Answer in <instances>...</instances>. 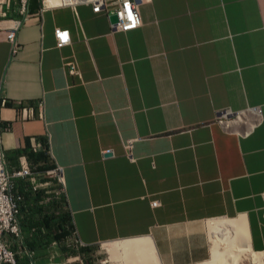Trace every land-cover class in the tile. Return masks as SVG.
Masks as SVG:
<instances>
[{
  "label": "crops",
  "instance_id": "1",
  "mask_svg": "<svg viewBox=\"0 0 264 264\" xmlns=\"http://www.w3.org/2000/svg\"><path fill=\"white\" fill-rule=\"evenodd\" d=\"M40 8L16 54L0 30L2 146L9 172L60 167L65 196L20 214L19 264H67L68 235L81 264H204L225 230L264 252V0H146L128 32L87 4Z\"/></svg>",
  "mask_w": 264,
  "mask_h": 264
},
{
  "label": "built area",
  "instance_id": "2",
  "mask_svg": "<svg viewBox=\"0 0 264 264\" xmlns=\"http://www.w3.org/2000/svg\"><path fill=\"white\" fill-rule=\"evenodd\" d=\"M144 1L146 0H40V11L47 7H74L77 4H87L91 7L92 12L103 13L108 19L113 15L116 16L117 22H110L111 32H128L141 26L139 6ZM29 3L30 0H0V30H4L6 39L11 44L12 55L16 54L18 50L17 33L30 16ZM54 36L58 47L70 42L69 32L66 30L56 29ZM66 66L70 75L78 74L74 64L67 63ZM7 104L8 100L1 96L0 92V110ZM247 112L259 117L261 111L255 107L247 109ZM235 114L225 110L221 112L218 122L224 124L226 117H232ZM3 131L4 127L0 120V264H18L17 254L12 250L11 241L17 240L21 236L19 216L25 195L18 191L17 180L26 181L31 192L43 190L44 201H50L51 195L56 198L65 196V191L62 170L58 166L45 171V175L51 179L49 182L41 181L23 156L19 158L20 167L9 172L2 146ZM124 147L127 156L130 157L131 143L128 142ZM107 153L110 152L107 150ZM53 181L59 186L57 191L49 190ZM153 205H156V202H153ZM74 235L75 233H73ZM75 243L79 245L77 240Z\"/></svg>",
  "mask_w": 264,
  "mask_h": 264
},
{
  "label": "bare ground",
  "instance_id": "3",
  "mask_svg": "<svg viewBox=\"0 0 264 264\" xmlns=\"http://www.w3.org/2000/svg\"><path fill=\"white\" fill-rule=\"evenodd\" d=\"M224 222H222V223H224ZM226 222L228 223V221H226ZM230 222L232 223V221H230ZM233 222L236 223V221H233ZM229 225L232 226V224L228 223V226ZM237 225L241 226V224H239V223ZM237 225H236V227H238ZM226 228H227V226H226ZM233 230H236V228ZM238 230L239 231H237V233L240 232V228ZM243 231L244 230H242L241 235L239 234L240 238L238 236H234L232 230L226 231L227 234H228V232H231V234H229V236H227V234L223 233V232L221 235L218 234L217 239H215L216 240L215 241L216 242V249L215 250L218 254L221 255V262H217L215 264H264V252H257V251L252 250V248L250 247V245L248 243V239H246L244 237L245 236L244 232L246 233V231H244V232ZM214 235H215L214 238H216V234H214Z\"/></svg>",
  "mask_w": 264,
  "mask_h": 264
},
{
  "label": "trees",
  "instance_id": "4",
  "mask_svg": "<svg viewBox=\"0 0 264 264\" xmlns=\"http://www.w3.org/2000/svg\"><path fill=\"white\" fill-rule=\"evenodd\" d=\"M53 168V166H47V168L45 170H49ZM18 191H22L21 188H18ZM43 191H38V192H24L25 195V200H24V205H22L21 210H20V214L22 215V213H25L24 216V221H25V225L28 226H32L35 224H38V220L34 219V215L33 213H41V211L43 212V206L39 205V202L42 198V195L44 194ZM62 199V198H61ZM62 202V200H61ZM59 202V204L61 203ZM55 205V203L53 204ZM57 205V204H56ZM44 219V218H43ZM49 220L51 221V224H55L58 225V227L62 228V233L59 235L58 238L64 237L65 235H67V230L65 229L64 226L67 225V227H70V221H69V216L66 213L60 214L59 216H56L54 218H49ZM44 221H46L44 219ZM19 264V262H18Z\"/></svg>",
  "mask_w": 264,
  "mask_h": 264
},
{
  "label": "rangeland",
  "instance_id": "5",
  "mask_svg": "<svg viewBox=\"0 0 264 264\" xmlns=\"http://www.w3.org/2000/svg\"><path fill=\"white\" fill-rule=\"evenodd\" d=\"M50 185H53V189L52 190L57 191L59 189V186L54 181L51 182ZM49 190H51V188ZM48 195H50V194H48ZM47 203H48V201H46V202L44 201V204L45 205ZM223 233H226L227 234L226 231L223 232ZM229 234H231V232H228L227 236H229ZM63 244H65L64 248H65L66 252H69V254H70L69 257H66L65 258L66 263L67 264H81L82 263V260H83L82 257H81L82 252L80 251L79 248L73 246V239H72V237L68 235L67 238H66V240L63 242ZM215 249H216V247H215ZM98 251L99 252L97 254L99 256H103V254H104L103 249L102 250L99 249ZM217 262H221V255L218 254L216 252V250H215V254H214L213 258L210 261H208L207 263H204V264H215Z\"/></svg>",
  "mask_w": 264,
  "mask_h": 264
},
{
  "label": "water",
  "instance_id": "6",
  "mask_svg": "<svg viewBox=\"0 0 264 264\" xmlns=\"http://www.w3.org/2000/svg\"><path fill=\"white\" fill-rule=\"evenodd\" d=\"M109 21H110L111 23H116V22H117V18H116V16H115V15L111 16V17L109 18ZM105 155H106V156H109L110 153H107V154H105Z\"/></svg>",
  "mask_w": 264,
  "mask_h": 264
}]
</instances>
